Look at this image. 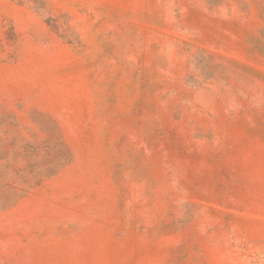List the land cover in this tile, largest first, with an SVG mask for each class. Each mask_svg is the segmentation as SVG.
<instances>
[{"label":"rangeland","instance_id":"374dc122","mask_svg":"<svg viewBox=\"0 0 264 264\" xmlns=\"http://www.w3.org/2000/svg\"><path fill=\"white\" fill-rule=\"evenodd\" d=\"M0 264H264V0H0Z\"/></svg>","mask_w":264,"mask_h":264}]
</instances>
